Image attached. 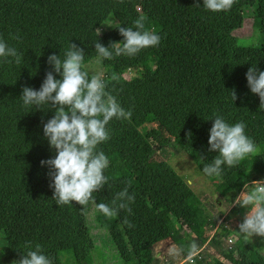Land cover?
I'll return each instance as SVG.
<instances>
[{
    "label": "trees",
    "instance_id": "16d2710c",
    "mask_svg": "<svg viewBox=\"0 0 264 264\" xmlns=\"http://www.w3.org/2000/svg\"><path fill=\"white\" fill-rule=\"evenodd\" d=\"M139 17L146 30L161 37L159 46L104 64L94 43L121 42L118 28L134 27ZM249 18L262 38L259 47L240 46L234 37ZM110 19L116 25L103 32ZM0 37L23 56L20 64L0 59V233L7 242L0 258L7 263L18 261L31 242L33 250L41 245L53 264H63L65 252L77 264H88L96 249L93 230L106 233L124 264H161L155 247L163 241H171L186 260L191 245L196 253L225 210H246L232 204L245 185L264 179V110L246 79L253 66L264 71V0H235L231 10L219 13L206 10L203 0H0ZM71 42L85 52L82 70L99 64L105 91L132 113L130 120L113 119L107 125L110 139L97 151L109 160L108 182L93 193L95 203L90 201L87 209L75 202L58 205L49 168L41 165L56 155L43 131L55 109L26 107L20 98L25 86L40 89L51 70L48 56L63 59ZM113 73L118 80L110 79ZM216 115L230 125L244 123L255 149L236 166L222 165L219 175L209 176L203 169L218 155L208 143ZM145 143L151 149L138 159ZM175 147L214 185L217 199L209 206L213 212L219 202L224 206L216 217L207 214L171 166L169 151ZM126 187L135 196L131 213L120 210L106 217L99 211L97 204L111 206ZM228 219L210 242L221 249L225 262L210 263L193 254L186 264H264V255L239 234L227 250L221 247L220 238L232 233L230 224L225 228Z\"/></svg>",
    "mask_w": 264,
    "mask_h": 264
},
{
    "label": "clouds",
    "instance_id": "9594fccd",
    "mask_svg": "<svg viewBox=\"0 0 264 264\" xmlns=\"http://www.w3.org/2000/svg\"><path fill=\"white\" fill-rule=\"evenodd\" d=\"M234 3L235 0H203V7L219 13L231 10ZM118 30L124 38L121 42H111L108 47L99 41L94 43L99 57L105 60L121 55L133 57L144 49L158 47L161 41L158 34L145 29L144 17L134 21V27L120 26ZM12 38L19 39L18 35ZM84 57V50L72 42L63 59L61 55H49L47 62L51 70L46 73L40 89L25 86L20 96L26 107L43 110L44 105H50L55 109V115L44 123L43 131L56 155L42 160L41 165L49 168L53 198L60 206L73 202L81 206L88 205L90 201L95 203L93 193L100 191L108 182L104 170L109 166L107 156L103 151L98 152L97 147L110 139L107 125L113 119L130 120L132 115L115 96L105 91L107 84L102 75L89 78V73L82 70ZM0 59L9 64H20L23 56L0 37ZM54 73L61 78L57 79ZM110 79L116 81L119 77L113 73ZM246 79L251 92L259 96L260 110H264V71L253 66L247 71ZM232 96L235 101L237 95L234 90ZM212 120L209 151L218 152V155L203 169L209 176L219 175L222 165L236 166L255 149L254 141L245 133L244 123L230 125L219 115ZM252 184L251 191H247L248 186L245 185V190L236 198V205L249 209L238 226L245 239L264 238V181H253ZM134 201L135 196L129 195L126 187L116 195L111 206L104 203L96 206L106 217H113L120 210L131 213L129 203ZM124 223L132 227L127 219ZM25 247L27 251L14 264H53L43 254L41 245L36 244L33 250L31 242H28ZM195 249L196 245H191L189 258L195 254Z\"/></svg>",
    "mask_w": 264,
    "mask_h": 264
},
{
    "label": "rangeland",
    "instance_id": "374dc122",
    "mask_svg": "<svg viewBox=\"0 0 264 264\" xmlns=\"http://www.w3.org/2000/svg\"><path fill=\"white\" fill-rule=\"evenodd\" d=\"M114 19H110L108 24L104 27V31L111 30L116 24L114 22ZM103 28L101 29L102 32ZM234 37L238 39V42L240 46L243 47H259L261 45L262 38L258 31L254 30L253 23L251 19L249 18L246 22L243 28L239 31H236L234 33ZM151 48V47H150ZM150 48L144 49L145 54L148 52ZM104 64L111 65V60H105ZM86 70L90 73V75H101L103 72L101 71L100 65L95 64L94 66L87 65ZM151 146L148 143H145L141 150L137 152L136 157L138 159H141L143 156L148 154L150 151ZM170 164L173 167V169L179 174V176L185 180L189 185L192 187L193 191L196 193V195L201 199L204 208L207 211V214L210 213L212 216L216 217L219 212L224 211L223 203L219 202L218 207L216 211H212L211 207L209 206L210 203L214 202L217 199L216 193H215V187L214 185L206 179L198 170L196 165L193 163V161L189 158L188 155H186L183 151H180L178 148H170ZM251 186L248 188V191H251ZM94 205V204H93ZM90 205L84 206L85 209H87ZM237 207L239 205H236V200L232 204V207ZM242 208V207H241ZM243 214H238L237 212H230L231 209L225 210V215L222 217V219L218 222V226L211 231L208 232L206 236V241L204 243L199 244L200 247H198V251L195 253L196 255H199V257L204 258L206 261L213 263L216 259L225 262V259L221 255V249L214 247L210 244L211 240L213 239L215 234L221 235L223 232V225L222 222L225 219V217H229L228 223L226 224L225 228L228 229V226L230 224V227L232 229V233L226 238L222 237L220 238L221 247L223 249L227 250L230 247V244H233L237 241L238 236L236 234H239L243 236L239 232V224L243 221V218L247 211L249 209L245 208ZM231 216V217H230ZM89 223L92 225V222L90 219H88ZM221 225V227H220ZM93 236L96 238V249L94 250V258L92 261H90L88 264H124L121 262L119 255L117 251L115 250L113 244L106 239V233L102 232L101 234L96 231H92ZM236 235V236H235ZM195 236H191V240H193L195 243ZM250 244L258 249L263 255H264V238L261 237H249L247 239ZM197 244V243H196ZM7 242L4 233H0V254L1 252L6 248ZM198 245V244H197ZM159 246V247H158ZM155 248V253L158 254L157 258L161 260V264H171V262H174V264H186L189 260H182L181 253L178 248L175 247L171 241H163ZM158 247V248H157ZM61 261L63 264H77L75 259L73 258L72 254L70 252H65L61 255ZM0 264H9L4 259L0 258ZM191 264V263H190Z\"/></svg>",
    "mask_w": 264,
    "mask_h": 264
},
{
    "label": "built area",
    "instance_id": "2783aa9c",
    "mask_svg": "<svg viewBox=\"0 0 264 264\" xmlns=\"http://www.w3.org/2000/svg\"><path fill=\"white\" fill-rule=\"evenodd\" d=\"M260 181H264V179L263 180H260ZM251 186H253V184L251 183Z\"/></svg>",
    "mask_w": 264,
    "mask_h": 264
}]
</instances>
